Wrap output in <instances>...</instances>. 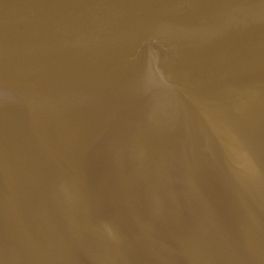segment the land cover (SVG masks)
I'll use <instances>...</instances> for the list:
<instances>
[{"label":"water","instance_id":"1","mask_svg":"<svg viewBox=\"0 0 264 264\" xmlns=\"http://www.w3.org/2000/svg\"><path fill=\"white\" fill-rule=\"evenodd\" d=\"M0 264H264V0H0Z\"/></svg>","mask_w":264,"mask_h":264}]
</instances>
